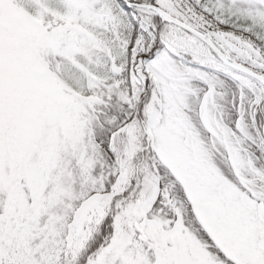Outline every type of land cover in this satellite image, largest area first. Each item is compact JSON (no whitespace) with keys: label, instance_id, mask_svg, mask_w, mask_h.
<instances>
[{"label":"snow or ice","instance_id":"snow-or-ice-1","mask_svg":"<svg viewBox=\"0 0 264 264\" xmlns=\"http://www.w3.org/2000/svg\"><path fill=\"white\" fill-rule=\"evenodd\" d=\"M0 264H264V0H0Z\"/></svg>","mask_w":264,"mask_h":264}]
</instances>
